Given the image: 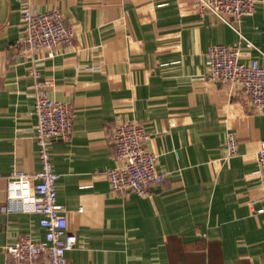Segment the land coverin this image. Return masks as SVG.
Wrapping results in <instances>:
<instances>
[{"label": "crops", "instance_id": "1", "mask_svg": "<svg viewBox=\"0 0 264 264\" xmlns=\"http://www.w3.org/2000/svg\"><path fill=\"white\" fill-rule=\"evenodd\" d=\"M33 2L60 10L76 36L53 56L25 52L15 44L24 0H0V264L20 236H45L38 213L4 205L9 173L39 169L35 92L46 80L48 96L73 108L70 136L50 145L57 199L78 237L72 264H264V114L204 78L213 44H237L241 61L264 66V0L234 27L193 0ZM126 120L143 125L165 173L149 196L113 191L105 176L112 130ZM230 131L238 153L225 160Z\"/></svg>", "mask_w": 264, "mask_h": 264}, {"label": "built area", "instance_id": "2", "mask_svg": "<svg viewBox=\"0 0 264 264\" xmlns=\"http://www.w3.org/2000/svg\"><path fill=\"white\" fill-rule=\"evenodd\" d=\"M258 0H193L202 12H211L234 27V22L252 14ZM76 36L75 27L68 23L58 9L40 11L33 0H24L21 25L16 46L23 51H45L53 56L59 50L72 45ZM246 44L252 43L246 40ZM239 45L213 44L207 48V71L204 78L213 82L228 83L241 93L242 100L251 109L264 114V66L256 59L240 60ZM32 75L39 80L37 69ZM50 81H37L34 110L37 116L35 139L39 169L27 172L13 170L7 176V212L32 211L40 215L39 223L45 236L35 240L28 235L20 236L16 242L6 246L12 259L1 264H72L66 251L74 248L77 234L67 227L64 206L57 199L56 181L50 155V145L56 137L68 138L72 131L73 108L66 102L51 99L45 85ZM115 164L105 169L111 190H132L139 196L151 195L152 188L160 184L165 173L157 169L158 155L148 149L147 137L142 124L133 120L118 122L112 130ZM238 137L228 132L224 141L225 160L238 153ZM258 174L262 190L263 205L256 212L264 211V140L257 150Z\"/></svg>", "mask_w": 264, "mask_h": 264}]
</instances>
